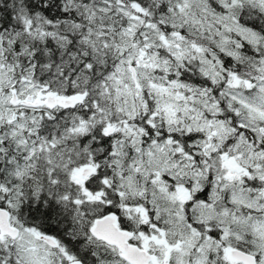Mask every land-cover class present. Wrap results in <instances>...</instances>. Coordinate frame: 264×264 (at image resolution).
Returning a JSON list of instances; mask_svg holds the SVG:
<instances>
[{
    "label": "snow or ice",
    "instance_id": "obj_1",
    "mask_svg": "<svg viewBox=\"0 0 264 264\" xmlns=\"http://www.w3.org/2000/svg\"><path fill=\"white\" fill-rule=\"evenodd\" d=\"M0 264H264V0H0Z\"/></svg>",
    "mask_w": 264,
    "mask_h": 264
}]
</instances>
